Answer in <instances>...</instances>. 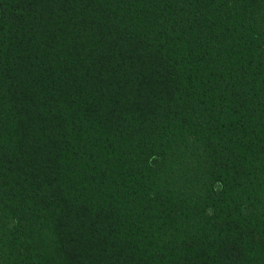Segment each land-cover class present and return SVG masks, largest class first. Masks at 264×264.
<instances>
[{"label":"trees","instance_id":"1","mask_svg":"<svg viewBox=\"0 0 264 264\" xmlns=\"http://www.w3.org/2000/svg\"><path fill=\"white\" fill-rule=\"evenodd\" d=\"M0 264H264V0H0Z\"/></svg>","mask_w":264,"mask_h":264}]
</instances>
